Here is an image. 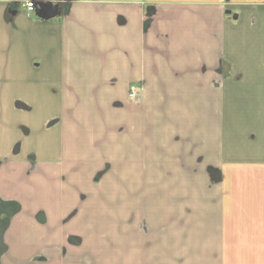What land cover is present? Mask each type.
Returning <instances> with one entry per match:
<instances>
[{
  "label": "crops",
  "instance_id": "crops-1",
  "mask_svg": "<svg viewBox=\"0 0 264 264\" xmlns=\"http://www.w3.org/2000/svg\"><path fill=\"white\" fill-rule=\"evenodd\" d=\"M11 1L0 0V202L12 215L6 226L0 209V264H264V0H68L59 22ZM38 110L46 138L31 148ZM148 113L174 121L169 139L143 137L157 128ZM150 152L165 163L132 171ZM91 192V208L77 204ZM116 224L129 227L123 246L105 240ZM197 230L202 262L172 246Z\"/></svg>",
  "mask_w": 264,
  "mask_h": 264
},
{
  "label": "rangeland",
  "instance_id": "rangeland-1",
  "mask_svg": "<svg viewBox=\"0 0 264 264\" xmlns=\"http://www.w3.org/2000/svg\"><path fill=\"white\" fill-rule=\"evenodd\" d=\"M53 1L55 3H57L58 6H60V5H62L64 3V0H53ZM58 6H56V8H59ZM60 20L61 19H59V18H55V19H52V22H59ZM78 85L80 86V89L83 88V92L86 91V86H87L86 83H78ZM116 85H117L116 89L118 91L116 97H119L120 96V99H123L124 102L131 103V102H129L131 99L129 101L125 100L126 97H127L126 96L127 93L125 92V85H127V84L126 83H119V84H116ZM134 86H136V85H134ZM132 87H133V85L130 86L129 91L132 90L131 89ZM113 89H114V87H112L111 85H108V86H104L101 91L100 90L98 91V94H100V97H101L100 98V101H102V103L106 104L105 106H107L109 100H112V98H113L112 97V91H113ZM133 91L136 92L135 90H133ZM35 100H37V98H35ZM79 100L80 101H83V108L85 109V111H84V117L85 116L86 117H89L90 120L93 121L94 120V112H93V109L95 107V102H93V100L90 99V96L87 95V94H84V96L82 95V97H80ZM86 110L89 112V114L87 113ZM43 113H44L43 111L38 110V112H36L35 114H33L30 117V119H29L30 122L32 121L33 129L34 128L37 129V131L33 135L32 139L28 141L31 148L41 146L42 145L41 142H43L45 140V138H46V134H44L43 133V130H42V128H43L42 127V124H43ZM116 114H118V119L117 120H119V122H126L128 120V117L123 116L124 115L123 111H117ZM154 119H155L154 118V115L152 113H148L147 122L146 123H148V125H151V126H154L155 125L154 123H156V127L157 128H156V130L153 129L151 131L145 132L143 134V137L145 139L153 140L154 142H155V140H154L155 138H160V139L163 138L164 140L169 139L170 136L172 135L171 126L174 127V124H175L174 121L171 118L170 119L167 118L168 119L167 122L164 121V120H160V125L162 123V127H161L158 124L159 122H157V119H159V118H156L155 120ZM147 129L149 130V127ZM160 133H161V135H160V137H158ZM83 138L86 139V136L83 137ZM159 143H160V141L157 142L158 145H159ZM86 144L87 145L89 144V139H87ZM131 146H132V149H133V144H131ZM121 147H123V146H118V145L115 144L114 148L111 150V153H113V156L114 157L118 158V161H122V160H120V159H122ZM114 149H116V151H114ZM92 151H94V150L92 149ZM92 151L90 150L89 147H86V153H88L89 155H91ZM165 153H166V151H165ZM88 154H85L84 156L87 157ZM141 154L144 155L143 154V151H142ZM167 154L170 157V152L167 153ZM128 155H129V152H128ZM159 155H160L159 153L157 154V153H154V152H150L149 153V158L146 159V160H144V161H142V162H140L139 164L137 163V161L129 162V160L127 161V163L131 165V170L132 171L133 170L136 171L139 168V165H140L142 167V170L141 171L156 172V170H158L156 168L157 165L165 163L164 158H160ZM156 156H159V157L156 159ZM131 159H134V157H132ZM161 159H163V163H162ZM79 164H81V165H79ZM119 164L121 165L120 162H119ZM96 166H97V162H94V160H93V163L90 164V165H88V164L85 165L84 163L79 162L76 165V167L73 169L74 172L71 173L72 174V177H74L75 179H78L79 176L80 177L85 176V174L83 172L86 173L88 171V168H89V171L93 172V171H95ZM119 167H122V166H119ZM106 168H107V165H106ZM101 175L103 177L105 175V173L102 172ZM113 181L114 180H111L112 186H114V185L116 186L117 183H118V186H120V185L122 186V179H118V180L114 181V183H112ZM149 189H150L149 186H146L145 187V191L146 192ZM82 190L84 192H89L90 191V188L89 187H85V189H82ZM117 196H118V194H116V196H115V202H116V204L122 205L121 202H120V198H117ZM156 198H157L156 191L152 195L149 194L148 200H149L150 207L155 206L156 203L153 204V202H154V200H156ZM79 200L80 201L77 204H79L80 206H82L83 202L87 201L86 207L87 206H90V208H91L92 207V204H93V201L95 200L94 199V194L91 192L90 193V196L87 199H85V200L79 199ZM78 207L79 206H77V208ZM121 209L122 208L119 206L118 207V213L117 214L114 213V215L112 216L113 219H116V220H121L122 219L123 215L120 213V210ZM200 210H202V207L200 208ZM156 215H157V213H156ZM156 215L154 214L153 216H156ZM193 219L197 223L202 222L201 221V217H194ZM99 229L100 228L98 227V230ZM128 229H129V227H127V226H121V225L118 226V224H116L115 226L111 227V231H109V234L110 235L107 234V236L106 235H102V236H106V238H105L106 241L109 238L111 240L112 239L113 240L115 239V241L117 243H119L120 246H123L124 239L127 236V230ZM197 233H198V230H197ZM200 233L201 232H199L198 234H195V238L197 240L194 239V238H192V237H190V238L188 237L185 241H181V240L175 241L172 246H175L176 244L179 245V251H181V252L184 251L185 244H186L187 247H192V246L195 247V249L198 250L197 251V257H198L197 260L201 259L200 262H202V237H201V234ZM101 234L102 233H100L99 236H101ZM182 243H185V244H182ZM151 251H153V252H150V249L148 250L147 257H149V258L150 257H154V256H156V254L159 253V249L157 250L156 248H152ZM181 254H183V253H181ZM192 256H194V254H192ZM117 261H119V259Z\"/></svg>",
  "mask_w": 264,
  "mask_h": 264
},
{
  "label": "water",
  "instance_id": "water-1",
  "mask_svg": "<svg viewBox=\"0 0 264 264\" xmlns=\"http://www.w3.org/2000/svg\"><path fill=\"white\" fill-rule=\"evenodd\" d=\"M12 1L15 2L34 1L36 4V8H35L36 16L42 20H52L60 16L62 13L61 9L56 8L58 4L55 3L53 0H12ZM65 1L66 0H64V3H66L65 7L67 9V7H69V2L68 0L66 2ZM3 206H5V203L0 202V207L2 208ZM11 217L12 215L8 216L7 218L8 222ZM77 244H79V242Z\"/></svg>",
  "mask_w": 264,
  "mask_h": 264
},
{
  "label": "flooded vegetation",
  "instance_id": "flooded-vegetation-1",
  "mask_svg": "<svg viewBox=\"0 0 264 264\" xmlns=\"http://www.w3.org/2000/svg\"><path fill=\"white\" fill-rule=\"evenodd\" d=\"M65 4H66V3H63L62 5H60V6L57 5V6L59 7V9L62 10V9L65 8ZM101 177H102L101 173H98V174L96 175V177L94 178V181L98 183V182L100 181ZM0 209H3V207H2V208L0 207ZM3 211L5 212V214H7L6 217H5V219H4V222H3L4 225L7 226V225L9 224V222L7 221V218H8L7 216H8V215L10 216L11 213H10V210L7 209V208H4ZM9 220H10V219H9ZM73 243H74V244H77L78 242L76 241V242H73Z\"/></svg>",
  "mask_w": 264,
  "mask_h": 264
},
{
  "label": "built area",
  "instance_id": "built-area-1",
  "mask_svg": "<svg viewBox=\"0 0 264 264\" xmlns=\"http://www.w3.org/2000/svg\"><path fill=\"white\" fill-rule=\"evenodd\" d=\"M25 7H26V9L28 10V11H34L35 10V8H36V4H35V2L34 1H26L25 2ZM132 90H131V94H130V96L131 97H134V91L133 90H135L136 91V88L133 86L132 88H131Z\"/></svg>",
  "mask_w": 264,
  "mask_h": 264
},
{
  "label": "trees",
  "instance_id": "trees-1",
  "mask_svg": "<svg viewBox=\"0 0 264 264\" xmlns=\"http://www.w3.org/2000/svg\"><path fill=\"white\" fill-rule=\"evenodd\" d=\"M20 3H21V2L11 1V8H12L13 10L16 9L17 7L20 6Z\"/></svg>",
  "mask_w": 264,
  "mask_h": 264
}]
</instances>
